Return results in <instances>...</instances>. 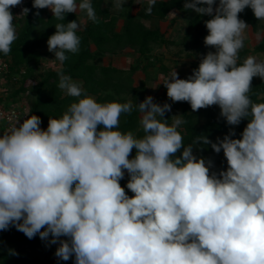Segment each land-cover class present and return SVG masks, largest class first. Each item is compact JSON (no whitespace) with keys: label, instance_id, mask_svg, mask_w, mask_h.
Listing matches in <instances>:
<instances>
[{"label":"clouds","instance_id":"clouds-1","mask_svg":"<svg viewBox=\"0 0 264 264\" xmlns=\"http://www.w3.org/2000/svg\"><path fill=\"white\" fill-rule=\"evenodd\" d=\"M156 2L147 0L146 14ZM21 3L0 0L5 55L17 39L10 9ZM33 7L50 9L58 21L80 10L98 22L91 0H33ZM183 7L210 17L204 44L215 51L188 78L175 69L164 77L167 97L193 112L218 106L230 126L247 119L240 138L230 128L215 142L200 135L185 146L178 129L187 121L174 115L169 123L170 104L152 96L135 105L99 103L60 72L58 87L76 102L49 117L46 129L31 114L0 135V231L12 225L29 239L51 236L55 256H74L75 264H264V103L249 95L253 78L264 80V60L239 62L249 28L239 14L251 8L264 21V0H184ZM79 27L77 20L56 23L47 40L61 64L79 51ZM134 109L142 136L119 130L121 115ZM197 144L223 151L227 169L212 171L211 159L194 155ZM125 172L131 197L120 184Z\"/></svg>","mask_w":264,"mask_h":264},{"label":"trees","instance_id":"trees-1","mask_svg":"<svg viewBox=\"0 0 264 264\" xmlns=\"http://www.w3.org/2000/svg\"><path fill=\"white\" fill-rule=\"evenodd\" d=\"M218 2V0H217ZM98 18L97 23L88 21L83 28H78L77 35L80 37L79 51L77 53H66L68 59L61 64L60 68L44 71L38 81H34L33 71L35 66L43 57L41 47L48 38L55 33L56 23L67 24L70 21L79 22V13L65 14L64 21H58L48 8L36 9L33 7V0L26 5L30 11L27 15L15 17L13 23L17 27V39L11 45V51L5 55L12 62L11 70L15 67L25 66L26 74L21 80V86L14 91V94L27 93L30 97L29 115L35 114L40 117L42 129H46L49 117L60 118L71 103L78 98L68 96L58 87L59 75L62 72L72 80H79L84 91L95 98L99 103L106 102H128L134 105L142 102L148 96L149 68L154 65L151 55L154 45L176 44L172 37H167V31L181 17L189 14L185 28L182 32V45L187 49H194L199 55L196 62L191 63V70L197 69L203 55L213 48L206 47L204 38L208 34L205 21L208 16H199L191 10L184 9V0H157L150 15L146 14L147 1L141 5H134L132 0L124 3L120 12L112 13L110 8L103 6L104 0H91ZM39 13L38 15L36 13ZM175 12L170 20L169 28L164 30L159 26L148 27L145 20L156 19L166 21L169 13ZM239 18L244 20L253 32L258 33L264 21L255 18L251 8H245L239 14ZM122 20V27L117 28L119 20ZM131 49L138 54L134 64L127 69L117 67L112 62L104 63L106 54H114L121 50ZM251 53L264 54V34L254 43ZM250 53L249 48L241 49L239 52V62ZM250 53V54H251ZM141 59L146 60L141 63ZM34 66V67H33ZM166 73L167 67L162 66ZM181 79L188 78L187 75L180 76ZM164 103L172 106V112L178 111L183 115L187 123L182 124L178 129L184 138V145L193 144L196 136L205 135L209 140L215 142L216 139L223 138L229 133L230 128H234L236 136L240 138L244 127L248 123L247 119L241 121L238 126H230L225 119L216 113L213 106L193 112L187 102L173 103L167 97ZM250 98L253 102L264 103V80L254 77L252 80V90ZM172 112L165 113V119L171 123ZM140 113L133 110L131 114H122L120 117L119 130L122 132L132 131L137 136H142L143 132L139 124ZM193 153L211 159L213 166L219 170L227 169V162L223 151L215 153L210 145H193ZM180 155V153H177ZM135 156L133 149L130 158ZM128 181L127 173L120 181L125 187L126 193L131 197L133 194L126 188ZM43 231V229H42ZM61 239H66L61 237ZM51 236L47 240H41L39 234L34 238H27L22 232L17 231L12 225L7 230L0 231V264H43L40 253L46 252L50 246L58 247V244H50ZM15 253V254H13ZM44 264H75V257L68 261L47 259Z\"/></svg>","mask_w":264,"mask_h":264},{"label":"rangeland","instance_id":"rangeland-1","mask_svg":"<svg viewBox=\"0 0 264 264\" xmlns=\"http://www.w3.org/2000/svg\"><path fill=\"white\" fill-rule=\"evenodd\" d=\"M128 0H125L127 2ZM134 2V5H137V3H142L144 0H132ZM80 0H77V3H79ZM116 0H108L107 3H104L103 6H108L110 8V11L112 13H119L120 9H117L115 7ZM138 6V5H137ZM51 12V10L49 9ZM79 13V22L80 25L79 28H83L89 21L87 18L86 12H82L80 10L77 11ZM166 21H158L156 19H149L145 20V24L148 27H155L159 26L162 30L169 28L170 20L173 18L172 14H169ZM189 17V14L184 15L182 18L180 17L174 25L170 27L167 31V37H173L177 43L175 44H169V45H154L151 55L153 57L154 65L149 68V81H148V96H152L154 98V102L164 104V101L166 99L165 96V90L164 85L162 84L163 78L167 77L171 71L174 69L177 71L178 75L184 76L187 75L188 77L192 75L193 70H191V63L196 62L199 55H196V51L191 48H185L182 43V32L181 30L185 28L187 18ZM16 19V18H15ZM14 19V20H15ZM123 21L120 19L117 25V28L119 29L122 27ZM15 29L17 30V27L15 26ZM260 38L264 34V22L262 23V28L259 29ZM257 33L253 32V30L249 27L246 30V38L244 40V48H249L250 53L252 52V47L254 43L258 41L256 38ZM41 51L43 54V57L40 59L39 63L35 66L33 74L34 81H38L40 79L41 73L47 70L56 69L58 68V62L55 60L54 54L48 51L47 42L41 47ZM209 51H215V50H209ZM208 51V52H209ZM249 55H255L259 60H264V54L260 53H251ZM138 54L134 52L131 49H125L121 50L114 54H106L104 56V63L112 62L117 65V67L122 69H127L132 63L134 64L135 59H137ZM141 63H145L146 60L140 58ZM162 66L167 67V72L165 73L162 69ZM34 67V66H33ZM75 81V80H73ZM77 82V81H75ZM80 86L81 84L77 82ZM65 93V92H64ZM20 101L23 105L30 106V97L27 95V93L20 94ZM172 108V106H171ZM213 109L216 113H220V109L218 106L213 105ZM172 112V109H171ZM174 115H179L178 111H173L171 114V117ZM196 155V154H194ZM197 156V155H196ZM201 157V156H197ZM212 171L219 172L217 166H213ZM126 174V172H125ZM57 247L50 246L46 252L40 253V257L43 259V264L47 261V259L52 260H61L60 258L55 256V251Z\"/></svg>","mask_w":264,"mask_h":264},{"label":"built area","instance_id":"built-area-1","mask_svg":"<svg viewBox=\"0 0 264 264\" xmlns=\"http://www.w3.org/2000/svg\"><path fill=\"white\" fill-rule=\"evenodd\" d=\"M32 0H22L18 6L10 10L14 17L22 14V9ZM12 62L9 58L0 55V135L6 132L18 120L29 116V106L23 105L20 101V94H14L22 83L26 74L25 66L15 67L11 70Z\"/></svg>","mask_w":264,"mask_h":264},{"label":"crops","instance_id":"crops-1","mask_svg":"<svg viewBox=\"0 0 264 264\" xmlns=\"http://www.w3.org/2000/svg\"><path fill=\"white\" fill-rule=\"evenodd\" d=\"M147 0H144V1H142V3H137V5H141V4H143V3H145ZM108 2V0H104V3H107ZM103 3V4H104ZM108 7V6H107ZM58 68H60L61 67V64L58 62ZM116 65V64H115ZM74 80V79H73ZM75 81H77V82H79L80 84H81V82L79 81V80H75Z\"/></svg>","mask_w":264,"mask_h":264}]
</instances>
